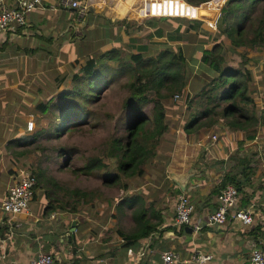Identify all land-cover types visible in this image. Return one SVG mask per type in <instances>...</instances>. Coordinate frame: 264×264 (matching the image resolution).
<instances>
[{"label": "crops", "instance_id": "1", "mask_svg": "<svg viewBox=\"0 0 264 264\" xmlns=\"http://www.w3.org/2000/svg\"><path fill=\"white\" fill-rule=\"evenodd\" d=\"M0 1L5 7L15 4ZM79 1L89 5L81 21L73 8L35 9L27 15L25 27L0 33V264H31L40 252L54 255L56 264H164L161 256L168 249L180 254L179 264H201L193 259L201 253L210 257L202 264H245L254 245L264 249V124L253 139L244 130L230 128V118L217 114L212 123L185 130L191 117L188 96L219 75L203 57L215 44L230 41L222 32L223 9L230 0L199 5L186 0ZM76 44V50L68 52ZM167 47L182 50L189 77L185 93L162 101L167 129L144 174L107 186L97 201L75 206L61 197L64 207L56 209L51 205L56 193L48 196L51 186L41 180L28 212L5 214L3 202L20 171L41 172L33 145L47 125L42 104H50L56 89L53 77H43L46 70L84 63L114 48L129 59L136 54L157 56ZM250 56L252 67H245L252 76L249 95L260 116L264 67L259 65L261 56ZM225 65L229 66L226 59ZM58 86L62 92L65 85ZM188 172L192 175L184 178ZM173 177L186 188L182 190ZM227 177L241 182V207L257 206L254 223L231 220L221 227L193 230V224H201L217 209ZM182 194L190 198L194 211L190 224L178 225L176 206ZM150 228L144 237H129Z\"/></svg>", "mask_w": 264, "mask_h": 264}, {"label": "trees", "instance_id": "2", "mask_svg": "<svg viewBox=\"0 0 264 264\" xmlns=\"http://www.w3.org/2000/svg\"><path fill=\"white\" fill-rule=\"evenodd\" d=\"M186 1L192 5H199L210 0ZM261 5L262 13L255 19L253 14ZM223 11V33L231 39L233 48L258 46L264 48V0H230ZM203 61L219 75L198 94L188 96L191 117L185 125V130L189 132L199 125L212 123L214 121L212 116L217 114L230 118L228 123L230 128L246 131L248 139L255 138L259 126L264 124V110L258 116L255 102L249 95L252 81L250 71L245 67L224 65L222 43H217L211 50L206 51ZM121 73L129 75L128 81L124 84L129 93L123 101L125 114L122 118L126 127L124 134L112 135L108 147L105 144L103 155L109 157L112 162L107 163L101 154L91 155L86 158L83 166L74 170L86 175L98 174L104 185H118L124 178L144 174L145 165L156 156L160 138L167 129L162 101L176 93H185L189 66L182 50L171 47L165 48L157 56L147 58L136 54L126 59L117 48L103 52L99 56L89 57L81 67L80 73L73 76V81L82 82L83 85H77L70 92L60 96L68 98L69 101L68 105L64 106L65 112L57 124V135L86 119L87 117H84L86 113L84 116L76 114L79 107L83 105L84 110L86 109L84 105L95 102L101 91ZM150 92H154V96H150ZM72 114L75 116L72 117ZM203 119L207 120L203 122ZM35 176L39 186L44 174L41 171ZM233 180L235 181L227 177L222 182V187L234 183L240 189L241 182ZM51 183L54 190H49L48 196L56 193V198L51 204L53 209L64 207L58 195V190H61L62 186L57 181L47 182L46 178V184ZM71 192L85 203L89 201L90 192L80 189ZM74 204L76 206L78 200H75ZM151 229L133 233L129 237L131 240H137L146 236ZM4 231L7 232V228Z\"/></svg>", "mask_w": 264, "mask_h": 264}, {"label": "rangeland", "instance_id": "3", "mask_svg": "<svg viewBox=\"0 0 264 264\" xmlns=\"http://www.w3.org/2000/svg\"><path fill=\"white\" fill-rule=\"evenodd\" d=\"M261 13L262 5L259 6L253 14L255 19H257ZM225 36L226 38L228 37L226 34ZM77 46L79 45L76 44L69 47L68 52L72 53L73 49L76 50ZM248 48L249 47H241L235 49L232 47V41L230 39V41L223 46V55L225 56L226 63L236 68L252 67L250 61L248 62L247 60L250 59V55H253L261 56L259 65L260 68L264 67V48L260 46ZM85 62L80 63L75 61L70 62L68 65L62 63L60 68L57 67L58 71H55V69L52 71L46 70L43 77H47V81H51L53 77V80H56V89L49 101L50 104L47 101L42 104L43 109L45 108L48 112V117L45 116L47 118V125L43 127L45 131L36 139V143L33 145L36 148L35 154L38 169L44 174L42 183H45V185L49 187L52 183L47 185L46 178L47 182L48 180L49 182L57 181L62 186L61 190L57 189L59 191L58 195L64 199V202L69 201V205L72 204L71 200H73V202L78 200V204L83 201V199L80 200L71 192L74 189L90 192L88 196L89 201H87L90 202L94 198L95 201H97V194H99L100 191H104V189L109 186L102 184V179L98 174L85 175L80 172H74V170L83 166L86 158L91 155L101 154L107 163H111L112 160L103 155L105 144H107L106 146L108 147V143L113 138L112 135L120 136L124 134L126 127L122 118L125 114L123 101L129 93V89L125 87L124 84L128 81L129 75L121 73L110 82V85L101 91L95 102H89L84 105V108H86L84 110H82L83 105L79 107L76 114L79 113L84 116V113H86L84 116L87 117L86 119L70 126L68 129L61 132L60 135H57V124L60 121V117L65 112L63 111L64 106L68 105L69 101L68 98L60 96L61 94L63 95L64 93L70 92L77 85H83L82 82L73 81V75L80 73V69ZM54 65H57V62L54 63ZM253 68L256 69L255 67ZM58 84L60 85L58 86ZM62 85H65L63 91L58 92L57 86L60 87ZM73 116H75V114H72V117ZM61 124L63 126V123ZM125 179L126 178L123 180ZM262 183H264V179ZM49 188L52 189L51 187Z\"/></svg>", "mask_w": 264, "mask_h": 264}, {"label": "built area", "instance_id": "4", "mask_svg": "<svg viewBox=\"0 0 264 264\" xmlns=\"http://www.w3.org/2000/svg\"><path fill=\"white\" fill-rule=\"evenodd\" d=\"M63 8H73L77 11V20L81 21L89 12V5L79 0H59L58 3L48 4L46 0H15L14 5L3 6L0 1V33L9 30H16L18 27L27 25V15L35 9L49 8L58 10ZM178 94L175 99L179 98ZM30 131L34 128V122L28 123ZM37 178L30 169H23L15 177L13 183L8 188L7 196L3 202L2 209L9 216H16L28 212L32 201L36 196ZM264 191V184H263ZM218 207L215 211L208 214L206 220L201 224H193V230L199 231L206 227H221L227 222L234 220L244 225H251L255 221L256 205L241 207L240 191L234 185L223 187L218 196ZM264 205V202H263ZM176 224H190L191 215L194 211V204L186 194L179 197L177 206ZM55 218V214L52 215ZM164 264H179L181 257L178 252L168 249L162 253ZM210 257L204 254H195L193 259L199 263H204ZM31 264H56V258L50 253L40 252L31 259ZM245 264H264V249L254 245L249 259Z\"/></svg>", "mask_w": 264, "mask_h": 264}, {"label": "water", "instance_id": "5", "mask_svg": "<svg viewBox=\"0 0 264 264\" xmlns=\"http://www.w3.org/2000/svg\"><path fill=\"white\" fill-rule=\"evenodd\" d=\"M192 175V173L191 172H188L185 176H184V178H190V176ZM175 180H176V177H173ZM177 182H178V184L180 185V187L182 188V190H184L185 188H186V183L185 182H181V181H178V180H176ZM74 224V223H73Z\"/></svg>", "mask_w": 264, "mask_h": 264}]
</instances>
